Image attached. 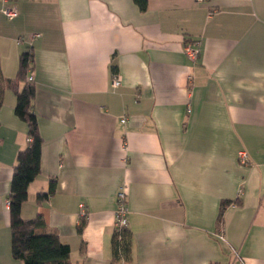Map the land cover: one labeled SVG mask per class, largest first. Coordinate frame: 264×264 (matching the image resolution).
Segmentation results:
<instances>
[{
    "label": "crops",
    "instance_id": "0c3cea01",
    "mask_svg": "<svg viewBox=\"0 0 264 264\" xmlns=\"http://www.w3.org/2000/svg\"><path fill=\"white\" fill-rule=\"evenodd\" d=\"M11 5L8 19L0 0V264H23L11 256L8 195L28 141L15 90L30 75L42 147L20 215H41L71 264L112 263L120 187L125 264H264V0ZM185 44H196L195 62ZM26 50V78L9 88Z\"/></svg>",
    "mask_w": 264,
    "mask_h": 264
},
{
    "label": "trees",
    "instance_id": "16d2710c",
    "mask_svg": "<svg viewBox=\"0 0 264 264\" xmlns=\"http://www.w3.org/2000/svg\"><path fill=\"white\" fill-rule=\"evenodd\" d=\"M140 9L146 6V0H135ZM32 63V56L29 50L23 52L19 59V70L16 78L6 79V86L15 87L19 81L26 78V74ZM16 104L15 115L27 124L28 141L26 147L19 151L16 156L10 191L8 195V206L10 214V250L15 260L23 264H71L70 247L62 243L59 237L45 229V221L41 215L34 218L22 219L21 207L26 201L28 186L40 173V159L42 138L38 131L37 118L32 111L34 98V87L32 82L26 81L21 90H15ZM1 106V101H0ZM55 192V181H50L46 192L36 196L37 202L47 199ZM226 205L222 204L221 211ZM84 216L77 226L78 233H81L85 224ZM111 264L129 262L131 259V232L128 226L118 228L114 226L111 237Z\"/></svg>",
    "mask_w": 264,
    "mask_h": 264
},
{
    "label": "built area",
    "instance_id": "2783aa9c",
    "mask_svg": "<svg viewBox=\"0 0 264 264\" xmlns=\"http://www.w3.org/2000/svg\"><path fill=\"white\" fill-rule=\"evenodd\" d=\"M5 6L2 9V12L4 16L8 19L16 18L18 15L17 8L14 5L6 6V4L13 2L14 0H2ZM38 35H35L37 37ZM21 40V39H19ZM183 52L186 55V57L192 61L195 62V59L198 56V50L196 48V44H185L183 47ZM33 77L30 75L27 79L28 82H32ZM121 79L117 74L112 75V79L110 82V86L112 88H116L120 85ZM122 123L125 122V120H121ZM247 153L243 150L238 152L237 159L238 162L242 165H246L248 163L247 159ZM115 203H116V210L114 213L115 216V227L123 228L128 226V207H127V201H126V194L123 187H120L118 191L115 194ZM9 205V204H8ZM80 214L81 216H84L83 211V205L79 206ZM121 264H125V262H121Z\"/></svg>",
    "mask_w": 264,
    "mask_h": 264
}]
</instances>
